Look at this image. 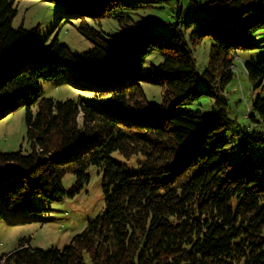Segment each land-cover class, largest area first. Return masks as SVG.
<instances>
[{"label":"trees","instance_id":"16d2710c","mask_svg":"<svg viewBox=\"0 0 264 264\" xmlns=\"http://www.w3.org/2000/svg\"><path fill=\"white\" fill-rule=\"evenodd\" d=\"M45 1L89 47L71 51L38 24L13 27V0H0V118L24 107L29 145L27 153L0 151V220L31 214L37 195L73 196L90 165L101 170L104 210L63 248L20 238L0 264H264V97L250 100L249 123L233 132L238 158L223 152L237 124L226 88L235 57L257 48L264 0H202L204 19L186 24L177 5L165 30L119 12L132 10L127 0ZM104 19L122 29L114 36L122 51ZM240 62L254 87L264 84V60ZM54 78L96 85L78 86L75 98L42 96L40 81ZM147 83L160 87V103L147 99ZM201 96L212 100L210 114L181 106ZM115 152L133 158V170ZM67 173L75 176L68 190Z\"/></svg>","mask_w":264,"mask_h":264},{"label":"rangeland","instance_id":"374dc122","mask_svg":"<svg viewBox=\"0 0 264 264\" xmlns=\"http://www.w3.org/2000/svg\"><path fill=\"white\" fill-rule=\"evenodd\" d=\"M127 1L133 7L132 10H120L119 12L130 14L134 17L141 16L147 19H154L162 30L176 20L174 14L177 5L184 7L186 10L181 19L183 24L192 20L197 22L205 17L200 7L202 0ZM13 5L16 9V15L12 21L13 27L22 25L24 28H30L38 24L44 37L50 40L56 36L71 51L79 52L89 47L88 42L78 34L76 23L73 21L68 23L66 22L67 19H63L56 14L52 3L45 0H13ZM101 25L107 39L117 45L118 51H122L124 49L123 44L114 38L117 33L123 35L122 29L117 27L111 19L102 20ZM256 38L257 48L255 50L242 52L235 57L234 69L237 73L226 88L233 109L230 115L237 119V124L230 127L226 134L230 146L223 151L232 162L239 155L235 148L232 147L235 143L233 132L237 131L238 127L249 123L245 117L248 115L247 109L250 105V100L256 95L264 97V84L254 87V81L247 77L240 62L242 60L243 62L257 63L264 60V28L258 29ZM209 45L210 41L205 39L196 47L195 54L198 58V63L206 60ZM76 84L67 86L59 78L42 80L40 81L41 95L55 100H65L66 98L77 97L79 91L77 92L76 90L79 87L96 85L95 82L86 80H78ZM143 90L151 104L154 102L160 103L161 91L158 85L143 84ZM81 92L86 94L83 91ZM181 106L190 108L193 111L199 110L202 115L210 114L213 108L212 100L207 96H201L195 101H186ZM2 114L4 116L0 118V151L14 152L21 150L23 153L29 152L24 124V107H18L9 113L3 111ZM78 119L81 122V115H79ZM260 150L259 152L263 155L264 147H261ZM112 156L114 160L126 163L129 170H133V158L127 160L118 152L113 153ZM0 169L3 168L0 167ZM87 174V182L73 196L65 195L60 200H52L37 195L33 198L35 210L31 214L25 216L19 214L6 215L1 219L0 255L13 250L20 238H29V245L32 248L46 250L51 247L63 248L75 234L80 233L88 220L104 210L101 170L94 165H90L87 168ZM74 182L75 176L72 173H67L61 181L62 187L66 190Z\"/></svg>","mask_w":264,"mask_h":264}]
</instances>
